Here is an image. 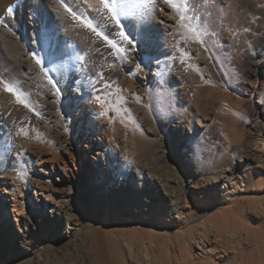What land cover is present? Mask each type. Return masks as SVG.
I'll use <instances>...</instances> for the list:
<instances>
[{"label":"bare ground","instance_id":"1","mask_svg":"<svg viewBox=\"0 0 264 264\" xmlns=\"http://www.w3.org/2000/svg\"><path fill=\"white\" fill-rule=\"evenodd\" d=\"M221 1L188 0L186 5L185 0H173L172 4H166L164 0H116L115 11L120 22V29H117L114 22L107 19L106 15L95 11L101 6L99 0H87V2L85 0H0V162L8 153L14 155L16 164L23 162L31 164L34 161L38 165L44 161L39 154L40 157L34 156L35 159L24 156L27 145L23 143V138H18L21 136V132L20 136L17 135L20 129H35L43 126L48 129L55 128L59 138L70 135L75 126L77 129L84 122L89 124L92 130H102L104 123L101 118L109 120V112L105 109V105L111 102L109 101L111 97L116 98L115 93L118 90L124 91V95L133 107L130 109L127 106L126 109L132 119H137V116L143 113L149 122L155 123L156 115L152 108L154 95L167 84L174 62L172 56L177 52L180 54L184 48L185 41L178 40L171 31L182 25L189 16L204 12L208 17L212 10L211 5L221 4ZM232 1L227 0L230 3ZM245 2L246 5L248 4L250 20L241 16L235 22L231 14L226 13L229 3H224L225 7L217 8L219 12L226 13L225 17L229 19L223 26L217 24L214 42L217 46L225 44L224 50L233 57V68L237 79L235 89L249 95L258 92L260 98L264 96V65H259L257 60L259 56L264 58V45L256 44L259 46L257 52L250 49L249 45L254 43L259 35L264 37V0ZM9 8L11 12L8 11ZM66 8L71 12L65 11ZM73 13L106 36L112 44L125 51H118L116 47L110 46L96 36L91 29L85 28L83 23L73 18ZM245 26L250 28L247 38L242 33L245 31ZM121 29L129 36L132 45L121 41L117 35ZM223 31H226L225 34ZM36 60L40 63L37 64ZM176 62L181 66L178 60ZM77 110L83 113V117L76 123L73 117ZM245 111L240 110V113L244 114ZM255 114L257 115V112L254 110ZM99 141L102 140L99 138ZM235 142H237L235 146L230 149L231 157L226 156L223 163L213 167L220 168V171L218 176L212 178L204 177L200 171L197 175L196 170L193 172L194 166H191L190 161L193 160L195 149L189 147L186 150L184 148L187 147V143L184 144L185 147L181 148V156L178 158L184 162L186 176L188 177L189 174V177L184 179L179 176L181 178L179 184L175 180L177 175L168 171L169 167L167 170L162 167L165 152L162 147L152 149L146 143L147 145H143V158L139 159L137 166L129 171L123 167L122 172L118 174L120 181L132 178L134 175L141 180L145 174L144 186L136 187L138 185L132 183V188L135 186L132 196L129 189L123 187L121 183L119 186L116 184L113 186L111 179L109 185L101 183L102 187L107 189L108 205L120 209L124 207L119 210L128 215L143 216L155 211L165 221L172 219L184 221L187 219L182 217L187 185L192 188L191 192L200 201L202 211L208 210L212 204L233 203L238 193L247 191L248 188L244 184H249L252 176L259 187L264 183V157L261 155L257 159L251 158L252 152L260 155L258 149L263 148L261 141L258 143L252 140L249 143L246 138H241ZM179 143H185V140L181 139ZM95 171L99 173L98 169ZM15 178V175L10 174L0 182L1 193H8L2 187V183L9 186L12 191L11 198L9 196L4 198L5 196L0 194L1 216L2 209L5 211L9 209L10 201H12V211L20 212H17V207H21L18 196L21 195L22 189ZM175 184L179 188V194L175 193L176 195L173 194ZM26 185L42 190V186L37 181L29 180ZM211 188L213 191L207 192ZM87 189L91 191L93 200L99 198L98 195L95 196L96 193L98 194V187L94 189L87 186ZM137 190L141 195H138ZM13 191L16 193L15 196ZM39 195L37 193L35 196L37 200ZM207 196L211 198L210 204L203 202ZM71 201L73 200L66 193L64 199L51 207L49 217L42 214V204L33 206L34 209L22 207L21 212L29 215L26 217L25 225H29L26 232L31 229L32 235L21 232V235L16 237L10 234L11 232H7L8 238L13 241L19 239L24 251L34 252L40 250L39 245L47 241L38 237L40 227L48 230V235L44 233L43 236L54 238L75 236L80 231L75 219L79 217L78 211H81V207H75L76 203L71 205ZM255 209L264 215V200L255 201ZM37 210H41V213L36 223V217L30 216L36 214ZM229 210L231 211V208L228 212ZM231 216L230 213H226L209 219L202 226L198 241L193 237L191 243L199 242V246L204 247L205 250L206 247H210L208 254L214 251L218 258L228 261V251L224 242L230 241L242 248L240 250L239 247L238 251L243 255L247 249H244L240 242L245 238L248 240L250 230H246L245 233L243 230L239 231L240 227L239 230L229 231ZM14 220L18 221L16 218ZM81 220L89 224L87 217ZM3 222L5 223L6 220ZM242 232L245 234L243 235ZM33 236L37 239L33 240ZM263 242L264 240L258 245L257 260L253 263L264 264ZM239 264H243V260H240Z\"/></svg>","mask_w":264,"mask_h":264},{"label":"rangeland","instance_id":"2","mask_svg":"<svg viewBox=\"0 0 264 264\" xmlns=\"http://www.w3.org/2000/svg\"><path fill=\"white\" fill-rule=\"evenodd\" d=\"M225 1L227 2L222 0L221 4L213 3L210 7L212 10L209 15L207 14L208 17L204 12L205 15L198 13L189 16L182 25L171 31L178 40L185 41L184 48L180 54L177 52L172 56L175 63H172L170 70L171 78L169 77L167 84L154 95L152 108L156 115L155 123L149 122L143 113H140L137 119H132L126 109L127 106L130 109L133 107L124 95V91L118 90L115 93L116 98L111 97L109 100L111 102L105 105V109L109 112V120L101 118L104 123L102 130H92L86 122L77 129L75 126L70 135L60 138L55 128L48 129L45 126L35 128L36 130L30 128L19 130L17 135L20 136L21 132L22 137H16L23 138V143L27 145L26 147L24 145L26 148L24 156L32 159H35L34 156H41L44 161L38 165L34 161L31 164L25 162L16 164L14 155L8 153L0 162V182L13 174L22 189L21 195L18 196L21 207H17V212H20L12 211V201L8 210H1L0 264H236L237 262L239 264L240 260H243V264H256L253 261L257 260V248L264 240V215L255 209V201L264 200V183L259 187L253 176L249 184H244L248 188L247 191L238 193L233 203L212 204V207L206 211H202L200 201L191 192L192 188L187 185L182 214V217L187 219L184 221L180 219L165 221L155 211L143 216L128 215L120 211L124 207L120 209L108 205L107 189L101 185V183L109 185L111 179L113 186L115 184L119 186L121 183L133 196L135 186L132 188L131 184L136 183L138 185L136 187H143L146 175L144 174L141 180L134 175L132 178L120 181L118 174L122 172L123 167L129 171L137 166L139 159L143 158V145L147 144L152 149L162 147L161 149L165 151L162 167L164 170L169 167L168 171L177 175L175 180L178 184L181 178L189 177V174L188 177L186 176L184 162L178 158L181 156V148H184L186 143L187 147L184 149L187 150L189 147L195 149L193 160L190 161L191 166H194L193 172L196 170L197 175L200 171V174L206 178L218 176L220 168L213 167L221 164L226 156L231 157V147H234L237 143L235 141L241 138H246L249 143L252 140L258 143L261 141L263 148L258 149L260 155L252 152L251 158L257 159L261 155L264 157V96L259 98L258 92L249 95L235 89L237 79L233 68V57L224 50L225 44L217 46L214 42L217 24L223 26L229 19L225 17L226 13L231 14L235 22L241 16L250 20L248 4H245L247 0H233L236 4H233V1L231 3ZM224 3H229L228 8L226 13H221L217 8L225 7ZM244 28L245 31L242 33L247 38L250 28L249 26ZM225 32L223 31L224 34ZM259 36L249 45L254 52L259 48L256 44L264 45V37ZM175 60H178L181 66ZM257 63L264 65V58L259 56ZM243 109L246 110L244 114L240 113ZM254 110L257 115H254ZM82 117L83 113L77 110L73 118L77 123ZM181 139L185 140V143H179ZM96 169L99 173L95 171ZM29 180L37 181L42 186V190L28 187L26 184ZM87 186L94 189L98 187V194H95L99 196L98 199H92L91 191ZM2 187L8 193L0 192V194L5 196L4 198H11L12 191L9 186L2 183ZM211 191L212 188L207 192ZM37 193L40 194L39 200L35 198ZM66 193L73 200L71 205L76 203L75 207H81V211H78L80 215L75 219L80 231L75 236L48 237V230L40 227L38 237L47 241L39 245L40 250L34 252L24 251L19 239L13 241L8 238L7 232H11L10 234L16 237L21 235V232L32 235L31 229L26 232V228H29V225H25L26 217L29 215L21 212L22 207L34 209L33 206L42 204V214L49 217L51 207L64 199ZM138 193L141 195L139 191ZM175 193L179 194L176 184L173 188V194L176 195ZM13 194L16 195L14 191ZM210 199V196H207L203 200L204 204H210L212 202ZM229 208L231 211L228 212ZM40 213L41 210H37L36 214L30 217L35 216L37 223ZM226 213L232 215L229 231L239 230L240 227L239 231L250 230L248 240L245 238L240 242L242 247L247 249L243 255L238 251L240 246L230 241L224 242L228 251V261L218 258L214 251L208 254L210 247H206L205 250L204 247L199 246V242L190 241L193 237L198 241L202 226L209 219ZM84 217L89 220L88 225L81 220ZM3 220L6 222L4 223ZM232 227L237 228L232 230ZM244 232L243 235L246 233ZM44 233L47 235L43 236ZM36 239L37 237L33 236V240ZM262 245L264 247V244Z\"/></svg>","mask_w":264,"mask_h":264},{"label":"snow or ice","instance_id":"3","mask_svg":"<svg viewBox=\"0 0 264 264\" xmlns=\"http://www.w3.org/2000/svg\"><path fill=\"white\" fill-rule=\"evenodd\" d=\"M85 2H87V0H85ZM164 3L166 4H172L173 0H164ZM186 5L188 4V0H185ZM99 4L101 5L99 8L95 9V11H97L98 13H100L101 15H106L107 19H110L112 22H114L115 27L117 29H120V22L117 19V13L115 11L116 8V0H99ZM9 12H11V9H8ZM65 11H70V9L66 8ZM73 18L79 20L81 23L84 24L85 28H89L91 29L93 32H95V35L100 37L102 40H104L106 43H109L110 46L112 47H116L118 51H125L122 48H119L117 45L112 44L110 41H108L106 36H103L100 32L96 31L95 28H92V26L88 23H86L81 17L76 16L73 13ZM117 35L120 37L121 41H123L124 43H127L129 45H132V41L129 39V36L125 34V32L121 29ZM35 59V57H33ZM36 63L39 64L40 61L36 60ZM9 91H11V89H9Z\"/></svg>","mask_w":264,"mask_h":264}]
</instances>
